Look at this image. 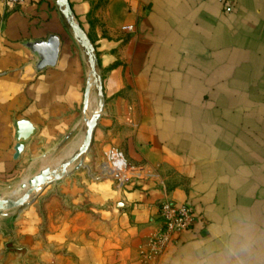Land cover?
I'll list each match as a JSON object with an SVG mask.
<instances>
[{"label": "crops", "instance_id": "obj_1", "mask_svg": "<svg viewBox=\"0 0 264 264\" xmlns=\"http://www.w3.org/2000/svg\"><path fill=\"white\" fill-rule=\"evenodd\" d=\"M69 2L86 43L57 0H0V181L56 170L0 219V264H264V0ZM50 35L39 69L29 43ZM20 120L35 131L15 158ZM111 147L145 178L119 188ZM166 199L194 223L144 260Z\"/></svg>", "mask_w": 264, "mask_h": 264}, {"label": "built area", "instance_id": "obj_2", "mask_svg": "<svg viewBox=\"0 0 264 264\" xmlns=\"http://www.w3.org/2000/svg\"><path fill=\"white\" fill-rule=\"evenodd\" d=\"M24 1L2 0L4 13H9ZM231 9L232 7L228 6L227 10ZM129 28L131 27H125ZM104 174L115 179L117 186L121 188L133 180L144 179L147 172L143 167L132 165L120 149L111 147L107 154ZM160 217L164 225L151 235L148 248L142 253L144 260L162 255L173 243L175 236L190 229L195 220V214L188 204H176L168 199L161 203Z\"/></svg>", "mask_w": 264, "mask_h": 264}, {"label": "water", "instance_id": "obj_3", "mask_svg": "<svg viewBox=\"0 0 264 264\" xmlns=\"http://www.w3.org/2000/svg\"><path fill=\"white\" fill-rule=\"evenodd\" d=\"M57 5L60 7L62 14L69 21V25L74 31V33L78 36L81 42H87L85 35L82 32L81 26L77 23L74 18V12L69 0H57ZM60 38L57 35H50L46 41H34L29 43V47L35 51L39 57L40 61L38 64L39 69H44L48 66H54L58 60L59 52H60ZM88 102V98L86 99ZM102 111V107L98 109V111L93 115L91 120L89 121L88 128L85 134L84 142L79 149L78 154L75 159H80V163L76 168H79L82 165L84 160V155L88 151L93 138L94 130L97 126L100 114ZM16 130L17 135L16 139L18 141L15 150V158H18L23 150H24V142L27 141L35 131L34 125L27 120H20L16 122ZM68 165H63V168H66ZM52 181L50 169H44L41 171V174L34 178L32 184H34L30 192L33 191L38 192L42 187L46 186ZM26 201L20 202L19 205L25 203ZM7 201L5 199L0 198V210H3Z\"/></svg>", "mask_w": 264, "mask_h": 264}, {"label": "rangeland", "instance_id": "obj_4", "mask_svg": "<svg viewBox=\"0 0 264 264\" xmlns=\"http://www.w3.org/2000/svg\"><path fill=\"white\" fill-rule=\"evenodd\" d=\"M47 164L52 165V164H55V162L51 161V162H48ZM55 171L56 170L54 169V172ZM60 171H61V168L59 167L58 172L60 173ZM54 172L53 171L51 172L50 170V173L53 174ZM35 177L36 176H34L33 174H31L30 172L24 169L21 172V174L17 175V177H15L14 179H9V181H0V198L8 201L4 209L0 210V219L3 218L6 214L15 213L20 207V205L17 204L19 201L27 202L36 193V191H33L32 193L30 192L31 196L28 194L29 189L31 187H34L33 186L34 184H32V182L34 181ZM54 177L55 175L53 176V179ZM24 180L25 181L29 180L28 181L29 185L26 187V189H23L22 191L17 192L18 187L22 184Z\"/></svg>", "mask_w": 264, "mask_h": 264}, {"label": "bare ground", "instance_id": "obj_5", "mask_svg": "<svg viewBox=\"0 0 264 264\" xmlns=\"http://www.w3.org/2000/svg\"><path fill=\"white\" fill-rule=\"evenodd\" d=\"M50 174H51V179L54 180V179H53V176L55 175V173H53V174L50 173ZM27 175H28V174H27ZM39 175H40V174H39ZM28 177H29V176H28ZM28 181H29V180H27V181L24 180V181L22 182V184L18 187L17 192H18V191H22L23 189H26V187L29 185ZM31 188H32V187H31ZM31 188H30V189H31ZM30 189H29V191H28V194L31 196ZM10 193H11V192H10ZM27 200H28V198H27ZM20 202H23V201H19L17 204H19ZM7 203H8V201H7Z\"/></svg>", "mask_w": 264, "mask_h": 264}]
</instances>
